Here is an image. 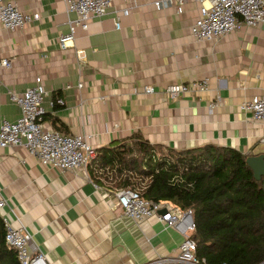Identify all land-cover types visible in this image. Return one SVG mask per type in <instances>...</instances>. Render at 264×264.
I'll return each instance as SVG.
<instances>
[{
    "label": "crops",
    "instance_id": "0c3cea01",
    "mask_svg": "<svg viewBox=\"0 0 264 264\" xmlns=\"http://www.w3.org/2000/svg\"><path fill=\"white\" fill-rule=\"evenodd\" d=\"M153 1L135 0L118 29L115 4L85 31L75 29L60 50L57 37L73 19L64 0H15L21 12L39 18L14 32L0 26V58L11 60L9 69L0 67V125L20 116L8 93L20 94L40 77L51 97L63 100L61 107L43 105V125L84 136L94 149L137 132L177 151L212 145L264 154L262 126L238 110L264 93V23L195 42L189 28L196 2L183 0L176 13L175 5L155 10ZM204 80V92L175 99L162 92ZM143 86L153 93L142 94ZM0 198L13 207L47 264H151L173 258L182 241L153 217L126 218L87 168L46 169L23 147L0 149Z\"/></svg>",
    "mask_w": 264,
    "mask_h": 264
},
{
    "label": "built area",
    "instance_id": "2783aa9c",
    "mask_svg": "<svg viewBox=\"0 0 264 264\" xmlns=\"http://www.w3.org/2000/svg\"><path fill=\"white\" fill-rule=\"evenodd\" d=\"M193 1L198 7L189 34L195 42L213 41L241 27L252 28L264 23V0ZM117 3L120 6L113 10L116 29L119 28V18L127 16L135 7V0H64L65 12L72 14L73 19L67 22L68 32L57 37L59 49L65 50L67 44L73 41L75 29L85 31L90 20L102 18ZM151 4L155 10L175 5L176 13H180L183 0H155ZM38 18L36 13L21 12L15 0H0V26L8 32L22 29ZM75 55L79 60L82 59L81 51H75ZM10 66V59L0 58V67L9 69ZM206 86V80L189 85L171 84L165 86L162 92L167 98L175 99L179 95L204 92ZM141 92L149 95L153 93V89L151 86H143ZM8 94L10 101L19 107L20 116L15 122L2 121L0 149L23 147L41 167L58 172L87 168L89 162L95 158V149L88 143L87 138L63 135L43 125V105L50 109L61 107L63 100L58 96L51 97L40 77L35 78L33 85L24 92L15 94L10 91ZM238 110L248 114L253 123L262 126L260 141L264 144V93L241 102ZM113 197L116 206L131 221L139 222L153 217L165 228L181 236L178 253L173 258L151 264H205L203 259L194 256L195 243L191 238L194 225L190 210H180L167 202L152 203L143 200L137 191L129 188L113 193ZM160 210H164V214H158ZM0 217L5 231V245L16 253L19 264H47L32 234L20 225L13 207L3 198H0Z\"/></svg>",
    "mask_w": 264,
    "mask_h": 264
},
{
    "label": "trees",
    "instance_id": "16d2710c",
    "mask_svg": "<svg viewBox=\"0 0 264 264\" xmlns=\"http://www.w3.org/2000/svg\"><path fill=\"white\" fill-rule=\"evenodd\" d=\"M246 157L212 145L177 151L135 132L95 149L87 172L108 193L129 188L143 200L190 210L194 256L205 264H264L262 180H254ZM4 235L0 217V264H19Z\"/></svg>",
    "mask_w": 264,
    "mask_h": 264
},
{
    "label": "water",
    "instance_id": "95a60500",
    "mask_svg": "<svg viewBox=\"0 0 264 264\" xmlns=\"http://www.w3.org/2000/svg\"><path fill=\"white\" fill-rule=\"evenodd\" d=\"M245 163L252 172L254 180H262V190L264 192V154H258L255 156H247ZM164 210H160L158 214H164Z\"/></svg>",
    "mask_w": 264,
    "mask_h": 264
}]
</instances>
